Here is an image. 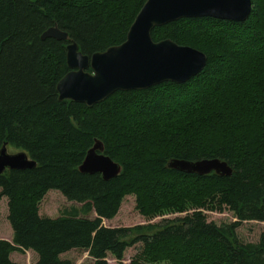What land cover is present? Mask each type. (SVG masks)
Returning <instances> with one entry per match:
<instances>
[{"label":"trees","instance_id":"16d2710c","mask_svg":"<svg viewBox=\"0 0 264 264\" xmlns=\"http://www.w3.org/2000/svg\"><path fill=\"white\" fill-rule=\"evenodd\" d=\"M145 1L0 0V149L6 144L35 163L0 174L12 233L11 242L0 240V264H16L10 255L19 251L32 252L35 264H71L61 258L70 251L107 264L136 244L133 264H264V227L257 243L236 237L241 223L264 224V0H252L243 23L182 19L152 30L153 42L206 56L184 84L115 92L89 108L58 100L68 43L88 57L120 45ZM53 26L69 40H42ZM95 141L121 168L109 181L78 171ZM173 159H217L231 175L180 173L167 168ZM49 191L79 207L40 216ZM126 196L146 219L185 215L103 227ZM223 211L235 222H207L205 212Z\"/></svg>","mask_w":264,"mask_h":264},{"label":"water","instance_id":"95a60500","mask_svg":"<svg viewBox=\"0 0 264 264\" xmlns=\"http://www.w3.org/2000/svg\"><path fill=\"white\" fill-rule=\"evenodd\" d=\"M252 7V0H146L120 45L88 57L78 52L74 42L68 43L65 51L69 72L56 85L58 100L89 108L115 92L142 91L167 82L184 84L202 72L206 56L170 40L153 42L152 30L182 19L243 23ZM41 39L69 40L67 33L56 26L47 29ZM34 167L35 163L24 152L9 154L6 144L1 147L0 174ZM167 168L199 177L211 173L219 177L231 175L226 163L217 159L195 162L173 159ZM78 171L99 174L104 181H109L120 174L121 168L103 154L102 144L95 141Z\"/></svg>","mask_w":264,"mask_h":264},{"label":"rangeland","instance_id":"374dc122","mask_svg":"<svg viewBox=\"0 0 264 264\" xmlns=\"http://www.w3.org/2000/svg\"><path fill=\"white\" fill-rule=\"evenodd\" d=\"M9 154H16L19 151L7 148ZM71 207H79V205L70 203L56 191H49L39 203V215L42 217L56 218L62 214L63 211L69 210ZM207 222H214L217 225L231 224L235 222L232 214L228 211L221 213L205 212ZM185 214H166L163 216L146 219L141 217L135 209V199L133 196H126L114 218L111 220H102V226L106 228H132L135 226H143L147 224H159L165 220H174L183 217ZM90 219H94L95 215L90 214ZM264 224L259 222H244L236 229V237L239 242L243 244L257 243L259 236L263 230ZM11 228L7 221V201L5 198L0 199V240L11 242ZM141 251V245L136 244L128 248L121 261H116L108 256L107 264H133L138 258ZM10 260L16 264H35L36 257L30 251L13 252L10 255ZM62 259L68 260L71 264H92V260L87 253L82 251H70L61 256ZM141 264H145L142 263Z\"/></svg>","mask_w":264,"mask_h":264},{"label":"crops","instance_id":"0c3cea01","mask_svg":"<svg viewBox=\"0 0 264 264\" xmlns=\"http://www.w3.org/2000/svg\"><path fill=\"white\" fill-rule=\"evenodd\" d=\"M11 259V258H10Z\"/></svg>","mask_w":264,"mask_h":264}]
</instances>
